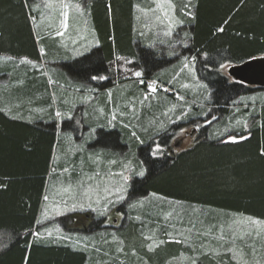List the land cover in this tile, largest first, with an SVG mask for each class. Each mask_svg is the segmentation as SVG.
Here are the masks:
<instances>
[{"label":"rangeland","instance_id":"374dc122","mask_svg":"<svg viewBox=\"0 0 264 264\" xmlns=\"http://www.w3.org/2000/svg\"><path fill=\"white\" fill-rule=\"evenodd\" d=\"M36 2L39 17L35 26L40 29L44 43L48 46L46 40H57L56 48L69 58L46 62L47 49L41 43V60L37 64L24 58L14 62L20 68L40 67L55 82L62 81L63 77L70 81L71 99L62 100L61 106L58 105L60 102H55L51 117L58 124L61 136L69 129H87L92 172L80 176L76 184L71 182L72 175L67 172L64 176L58 174L57 164L68 147L62 136L52 154L51 177L45 191L49 199L43 200L33 236L44 242L68 243L74 249L82 248L90 257L96 252H111L112 256L115 252L124 253V246L132 244L130 236L136 229L133 223L138 226L142 246L147 251L162 248L160 252H169V246L163 247L166 242L182 245L180 253L165 264H193V261L195 264H213L212 261L216 264H264V220L156 193H148L139 199L129 195L134 178L146 174L147 158L163 152L166 155L162 157L172 155L162 140L168 138L171 147L183 131H191L200 123L206 124L207 138L229 141V137H236L238 140L250 129L246 119L251 113L250 108L264 103V88H261L238 97L225 115L207 111L213 89L199 76L196 56L185 50L189 46L185 18L194 14L195 0H139L134 6L135 44L155 51L152 56H159V61L163 62L165 58L166 67L156 68L148 75L145 74L148 66L143 53L138 58L122 56L108 65V73H101L100 76L107 77L103 80L91 77L88 80V76L79 78L80 71L88 65L80 61L100 44L88 16V0ZM45 3H52L53 7H44ZM63 4L68 7L64 8ZM65 11L68 13L66 21L62 15ZM58 32L63 34L57 35ZM9 60L0 57V63ZM141 63L143 66L134 65ZM48 65L53 66L51 71ZM222 65L224 67L219 69L229 76L228 65ZM136 72L141 75L136 76ZM107 82L112 85L107 87ZM149 85H153L155 91ZM79 98L84 103L79 105ZM62 103L70 104L72 113L61 112ZM58 112L60 116L56 115ZM77 121L80 122L76 124ZM83 146L86 148V143ZM97 172L99 176H95ZM141 172L144 175L141 176ZM90 176L95 178L88 180ZM124 177H127L126 181ZM81 183L84 188L92 186L93 191L88 196L79 187ZM68 185H72V190L65 192ZM75 212L94 215L89 232H74L68 228L67 216ZM112 245L117 247L111 249ZM128 254L134 257L135 264H148L147 260L137 257L136 248ZM139 256L142 257L140 253ZM114 258L118 259L117 256H106L104 263L115 264L111 261Z\"/></svg>","mask_w":264,"mask_h":264},{"label":"trees","instance_id":"16d2710c","mask_svg":"<svg viewBox=\"0 0 264 264\" xmlns=\"http://www.w3.org/2000/svg\"><path fill=\"white\" fill-rule=\"evenodd\" d=\"M137 2L139 0H88V16L100 44L80 61L88 65L80 71L79 78L88 76L90 80L92 76L108 73V65L116 58H138L141 53L148 66L145 74L166 67L165 58L159 61V56H152L155 51L135 44L133 18ZM36 3V0H0V57L10 59L5 64L0 63V79L5 80L0 81V264H105L106 256H117V260H111L115 264H135L134 257L128 254L132 248H136L137 257L147 260L148 264H165L180 253L182 245L166 242L163 247L169 246V252H160L162 248L147 251L142 246L138 226L133 223L136 229L130 236L132 244L124 246V253L115 250L112 256L111 252H96L90 257L82 248L44 242L33 236L51 177L54 147L62 136L64 144L70 136L67 131L61 136L51 117L53 97L60 105L62 100H70L72 96V84L66 77L55 82L40 67L15 65L14 61L22 58L37 64L41 60V43L47 49L46 62L69 58L56 48L57 40H46L48 46L44 43L40 29L35 26L39 17ZM185 27L189 30V46L185 50L196 56L199 76L213 89L207 111L225 115L238 97L250 95L253 89L231 80L219 68L222 64H238L264 56V0H195L194 14L185 18ZM221 28L223 31H218ZM134 65L143 66L142 63ZM49 67L51 71L53 66ZM77 102L84 103L82 98ZM68 103H62L61 112L72 113ZM250 110L246 118L250 129L241 135L246 139L228 142L224 138H207L203 130L204 137L183 151L170 150L173 156L161 157L166 155L163 152L147 158L146 174L134 178L129 195L139 199L156 193L264 220V155L261 154L264 103ZM84 143H87L86 138ZM71 148L68 143L67 149L71 151Z\"/></svg>","mask_w":264,"mask_h":264},{"label":"crops","instance_id":"0c3cea01","mask_svg":"<svg viewBox=\"0 0 264 264\" xmlns=\"http://www.w3.org/2000/svg\"><path fill=\"white\" fill-rule=\"evenodd\" d=\"M54 98L55 97H53V102H58L57 99ZM80 121L82 123L84 122L82 119H80ZM80 121H77L76 124ZM55 125L58 128V124L55 123ZM86 131L87 129L85 128L83 131H79L76 129L67 130V132L70 133V136H68L67 138V142L73 146V149L72 152L66 149V151L63 153L60 163L58 162V168H59L58 174L64 176L66 173L64 169H68L67 174L72 175L71 182L73 184H76L77 179H79L80 176H84L85 174L86 175L91 174V166H90L91 162H90V153H89L91 152V149L89 146V138L86 137ZM85 138L87 140L86 148L80 145V143L81 144L84 143ZM73 231L83 232L79 230L77 231L73 230Z\"/></svg>","mask_w":264,"mask_h":264},{"label":"water","instance_id":"95a60500","mask_svg":"<svg viewBox=\"0 0 264 264\" xmlns=\"http://www.w3.org/2000/svg\"><path fill=\"white\" fill-rule=\"evenodd\" d=\"M228 71L236 81H240L248 85L264 86V56H256L241 63L232 65ZM85 215L73 214L72 218H81L82 223L85 224L87 222V215L89 216V214L85 213ZM81 230H88L86 224Z\"/></svg>","mask_w":264,"mask_h":264},{"label":"flooded vegetation","instance_id":"af4514ba","mask_svg":"<svg viewBox=\"0 0 264 264\" xmlns=\"http://www.w3.org/2000/svg\"><path fill=\"white\" fill-rule=\"evenodd\" d=\"M205 128H206V124L200 123L198 125V127L193 128L191 131H183V134H181V136L176 138V142H174L171 145V147H169L168 138L165 141L162 140V143L165 147H167V149L170 148L169 150H171V152H172V149L177 150V148H179L178 149L179 151H183V149H186L187 147L192 146L196 141H199L204 137L203 136V130H205ZM183 143H185L186 145H183ZM166 144H167V146H166ZM171 156H173V155H171ZM86 214H88V213H86ZM80 215H82V214H80ZM84 215H85V213H84ZM93 216L94 215H92V214H89V216L87 215V219H86L87 222L85 224L88 228V230H87L88 232L90 231L91 225H93V223H94L95 218L92 219ZM67 221H68L67 222L68 226L70 228H72L73 230L82 229V227L85 225L84 223H82L81 218L77 219L76 217L72 218V216H71V218H67Z\"/></svg>","mask_w":264,"mask_h":264},{"label":"snow or ice","instance_id":"6c2138e0","mask_svg":"<svg viewBox=\"0 0 264 264\" xmlns=\"http://www.w3.org/2000/svg\"><path fill=\"white\" fill-rule=\"evenodd\" d=\"M62 6H63L64 8H67V7H68L67 4H63ZM158 6H159V5H158ZM37 7H39V6H37ZM44 7L52 8L53 5H52V3H45V4H44ZM62 15L64 16V20L66 21V20H67V17H68V13H67V11L63 12ZM32 19L35 20V17H32ZM63 26L66 28V27H67V24L64 23ZM218 31H223V29H222V28H221V29H218ZM62 34H63L62 32H58V33H57V35H62ZM221 67L223 68L224 65H221ZM135 75L139 77V76L141 75V73H140V72H136ZM91 79H93V80H96V79L103 80V79H107V77H105V76H92ZM149 87H150V89H151L152 91H155V87H154L153 85H149ZM56 115H57V116H60V113L58 112ZM240 139H246V137H241ZM228 142H237V138H236V137H229V141H228ZM157 151H159V148H157ZM261 154L264 155V149H262ZM64 171L67 172L68 169H64ZM99 175H100V174H99L98 172L95 174V176H99ZM140 175L142 176V175H144V173L141 172ZM95 176H90V177H88V180H93V179L95 178ZM124 180L126 181V180H127V177H124ZM79 187H81V188L83 189V194H84L85 196H88V195L93 191L91 185H89L87 188H84V187H83V184L81 183V184L79 185ZM71 190H72V185H68V187L64 188V191H65V192H69V191H71ZM105 191H108V189L106 188ZM116 191L119 192V191H121V190H120V189H116ZM48 199H49V197H48L47 195H45V196H44V200L47 201ZM149 247L151 248L152 245H149ZM193 264H195V261H193Z\"/></svg>","mask_w":264,"mask_h":264},{"label":"bare ground","instance_id":"6f19581e","mask_svg":"<svg viewBox=\"0 0 264 264\" xmlns=\"http://www.w3.org/2000/svg\"><path fill=\"white\" fill-rule=\"evenodd\" d=\"M246 95V94H245Z\"/></svg>","mask_w":264,"mask_h":264}]
</instances>
